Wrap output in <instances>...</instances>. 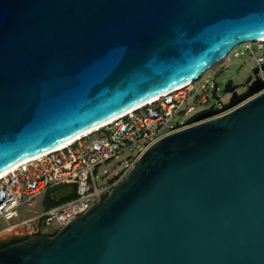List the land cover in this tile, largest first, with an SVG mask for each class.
Here are the masks:
<instances>
[{
  "label": "water",
  "instance_id": "obj_1",
  "mask_svg": "<svg viewBox=\"0 0 264 264\" xmlns=\"http://www.w3.org/2000/svg\"><path fill=\"white\" fill-rule=\"evenodd\" d=\"M261 38L264 0H0V174ZM247 88L228 81L229 103L155 141L55 234L0 248V264H264V82Z\"/></svg>",
  "mask_w": 264,
  "mask_h": 264
},
{
  "label": "built area",
  "instance_id": "obj_2",
  "mask_svg": "<svg viewBox=\"0 0 264 264\" xmlns=\"http://www.w3.org/2000/svg\"><path fill=\"white\" fill-rule=\"evenodd\" d=\"M243 47L251 52L259 68L247 85L257 78L264 82L263 38L245 41ZM196 81L158 96L79 136L65 147L49 151L1 177L0 221H5L7 225L0 229V239L53 235L77 216L85 214L120 182V178L125 177L145 149L174 131L196 124L193 119L200 113L215 109L196 111L195 104H207L213 97L209 90L201 97L195 96ZM207 85L204 84L203 88L207 89ZM212 88L218 90L215 83ZM179 117H182L181 121H178ZM127 148H138V155H128L123 169L98 182L99 167L119 157V153ZM66 186H74L72 195L35 210L34 215L27 219L11 222L20 216L22 207H33L38 196H47L51 190Z\"/></svg>",
  "mask_w": 264,
  "mask_h": 264
},
{
  "label": "rangeland",
  "instance_id": "obj_3",
  "mask_svg": "<svg viewBox=\"0 0 264 264\" xmlns=\"http://www.w3.org/2000/svg\"><path fill=\"white\" fill-rule=\"evenodd\" d=\"M241 51H244L241 53ZM236 52H239L238 55H235ZM261 53V52H259ZM257 67L254 57L252 56L250 51L244 50L243 43L239 44L231 53H229L228 57L223 59L221 62L216 64L214 67L210 68L206 71L201 78H199L195 82V96H203L208 90L212 95V84L215 83L218 86L217 97H211L210 102L207 104L197 103L196 111L206 110L208 108L214 107L215 109H219L221 107L218 104V101H222L223 103H229L231 98V93H227L225 90V85L228 81L232 80L233 83L237 86L238 92L244 93L247 91V82L250 77L255 75V68ZM204 84L207 85V89L203 88ZM194 97L191 98V103L193 104ZM182 117L178 118V121H181ZM99 135V134H97ZM96 135V136H97ZM139 149H124L119 153V157H115L110 161L105 162L99 167L97 170L98 174V182H101L106 177H111L115 174V172L123 169L125 164V159L128 155L135 157L138 155ZM107 171V174H105ZM123 178V177H122ZM120 178L119 181L122 180ZM118 181V182H119ZM46 195H40L35 199V205L33 207H22L20 209V216L18 218L13 219L11 222H19L24 219H27L34 215L35 210H40L44 208L46 205ZM7 223L5 221H0V229L5 227ZM4 237V236H3Z\"/></svg>",
  "mask_w": 264,
  "mask_h": 264
},
{
  "label": "bare ground",
  "instance_id": "obj_4",
  "mask_svg": "<svg viewBox=\"0 0 264 264\" xmlns=\"http://www.w3.org/2000/svg\"><path fill=\"white\" fill-rule=\"evenodd\" d=\"M263 40H264V38H263ZM188 84H190V82H189V83H186V84H184V85H188ZM184 85H182V86H184ZM182 86H181V87H182ZM154 99H157V97L154 98ZM154 99H151V100H149L148 102H150V101H152V100H154ZM148 102H146V103H148ZM122 115H123V114H122ZM122 115H119V116H117V117H115V118L109 120V121L106 122V123H110V122H112L113 120L117 119L118 117H120V116H122ZM106 123H105V124H106ZM99 127H100V126H99ZM97 128H98V127H97ZM95 129H96V128H95ZM87 133H89V132H87ZM87 133H85V134H87ZM77 138H78V137H77ZM77 138H75V139H77ZM72 141H74V139H73ZM72 141L67 142V143H65V144H63V145H61V146H59V147H57L56 149H53V150H57V149L63 148V147H65L66 145H68L69 143H71ZM53 150H51V151H53ZM46 153H47V152H46ZM46 153H44V154H46ZM44 154H41V155H39V156H37V157H34V158H32V159H29V160H27V161H25V162H23V163H21V164L15 166V167L11 168L10 170H8V171H6V172L0 174V178L3 177L4 175L10 173L11 171L15 170V169L18 168L19 166H21V165H23V164H26V163H28V162L34 160V159H37L38 157H40V156H42V155H44Z\"/></svg>",
  "mask_w": 264,
  "mask_h": 264
},
{
  "label": "trees",
  "instance_id": "obj_5",
  "mask_svg": "<svg viewBox=\"0 0 264 264\" xmlns=\"http://www.w3.org/2000/svg\"><path fill=\"white\" fill-rule=\"evenodd\" d=\"M106 196H107V195H106ZM106 196H105V197H106ZM105 197H103V199H104ZM46 203H47V204H46L47 206L53 205V204L55 203V200H53V199L50 197V194H49V193H48L47 196H46ZM26 238H28V237H21V238L12 239V240H10V238H9V239H0V248L6 247V246H8V245H11V244H13V243L19 242V241H21V240H25Z\"/></svg>",
  "mask_w": 264,
  "mask_h": 264
},
{
  "label": "flooded vegetation",
  "instance_id": "obj_6",
  "mask_svg": "<svg viewBox=\"0 0 264 264\" xmlns=\"http://www.w3.org/2000/svg\"><path fill=\"white\" fill-rule=\"evenodd\" d=\"M229 82H231L232 85L234 86V88L237 89V86L233 83L232 80H230ZM59 188H61V187L55 188V189H53V190H51V191L49 192L51 198H52V193H53L55 190L59 189ZM12 239H17V238H15V237L10 238V240H12Z\"/></svg>",
  "mask_w": 264,
  "mask_h": 264
}]
</instances>
